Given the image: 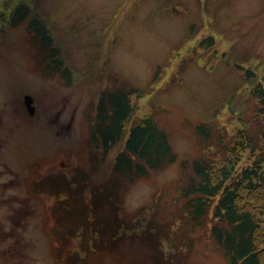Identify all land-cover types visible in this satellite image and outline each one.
Segmentation results:
<instances>
[{"label":"rangeland","instance_id":"1","mask_svg":"<svg viewBox=\"0 0 264 264\" xmlns=\"http://www.w3.org/2000/svg\"><path fill=\"white\" fill-rule=\"evenodd\" d=\"M20 4L29 12L12 24ZM32 16L50 46L34 39ZM205 36L212 44L199 45ZM245 70L264 79V0H0V264H226L206 231L181 227L177 185L181 161L201 152L198 123L230 138L254 112ZM113 81L140 94L130 97L124 138L102 155L88 143V119ZM152 113L176 161L125 183L111 175L114 156L128 128ZM257 130L247 124L248 135ZM250 154L242 151L238 168ZM44 179L87 198L73 238L46 211Z\"/></svg>","mask_w":264,"mask_h":264},{"label":"trees","instance_id":"2","mask_svg":"<svg viewBox=\"0 0 264 264\" xmlns=\"http://www.w3.org/2000/svg\"><path fill=\"white\" fill-rule=\"evenodd\" d=\"M28 12V6L20 4L10 22H20ZM28 26L41 49L50 46L51 35L38 17L32 16ZM212 41V37L205 36L199 45L206 46ZM56 52L51 48L46 56L52 57ZM52 69L57 72L56 66ZM160 69L158 67L153 74L154 82L161 76ZM60 74L69 81V71L63 70ZM244 76L252 81L249 96L255 106L254 114L230 138L221 128L216 129L207 122L195 126L201 152L180 163L182 175L177 185V202L184 213L181 227L188 233L206 231L226 264H264V196H260L264 193L257 192L264 189V79L257 78L250 70H245ZM115 82L100 92L94 114L88 119V143L102 155L124 138V124L132 112L130 97L140 94L133 87L116 85ZM152 114L145 115L128 128L123 147L114 156L111 175L123 178L125 183L147 177L150 172L176 161L166 131L159 126L155 113ZM251 121L258 125V130L248 135L247 124ZM247 148L251 152V161L238 168L242 151ZM67 180L69 186H78V181H71L70 176ZM44 181H40L39 191L52 199L46 211L56 224H66L62 231H74L70 237L73 238L80 225L86 222L87 198H75L67 188L58 191ZM102 188L98 185L99 191ZM51 240L55 247L62 245L60 239Z\"/></svg>","mask_w":264,"mask_h":264},{"label":"water","instance_id":"3","mask_svg":"<svg viewBox=\"0 0 264 264\" xmlns=\"http://www.w3.org/2000/svg\"><path fill=\"white\" fill-rule=\"evenodd\" d=\"M23 102H24V104H25V106H26V108L28 110V113L32 114L33 111H34V107L32 105V98L30 96H28V95H25L23 97Z\"/></svg>","mask_w":264,"mask_h":264}]
</instances>
